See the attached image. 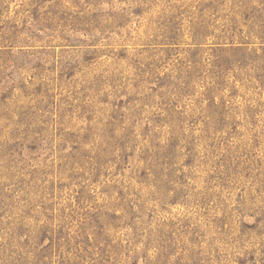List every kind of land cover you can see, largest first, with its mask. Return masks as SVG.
<instances>
[{
    "label": "rangeland",
    "instance_id": "374dc122",
    "mask_svg": "<svg viewBox=\"0 0 264 264\" xmlns=\"http://www.w3.org/2000/svg\"><path fill=\"white\" fill-rule=\"evenodd\" d=\"M50 1L0 0V264L75 249L81 264H152L149 235L161 264H264V79H218L216 40L191 37L230 26L233 0H65L81 21L51 30L69 42L36 24ZM123 127L137 135L124 152ZM151 144L175 163L158 184L174 205L137 182Z\"/></svg>",
    "mask_w": 264,
    "mask_h": 264
},
{
    "label": "trees",
    "instance_id": "16d2710c",
    "mask_svg": "<svg viewBox=\"0 0 264 264\" xmlns=\"http://www.w3.org/2000/svg\"><path fill=\"white\" fill-rule=\"evenodd\" d=\"M47 2V0H44ZM49 2H51L49 0ZM50 11L43 12L39 19H36V24L41 25L43 30L50 31L54 25L59 24L60 22H66L69 19L70 7L67 5L65 0H56L53 3L49 4ZM231 19L230 26L226 29L220 31L218 34L212 30L214 27L213 24L209 22H200V24L194 28L192 34L193 45L200 46L205 44L206 39H215L216 42L212 43L215 49L213 50L214 62L211 64L213 73L218 79H222L223 76L230 72L239 71V73H254L259 72L261 79H264V0H233V7L231 10ZM72 17V16H70ZM76 20L80 22L79 17H72L71 20ZM244 28V29H243ZM13 31L11 33L12 37H16L19 42H24L29 38H32V34L29 29H25L28 32H23L22 29L17 30L16 27H12ZM56 30L52 29L51 34H45L47 38L57 39L61 42H69V36L55 33ZM37 39L41 40L42 38L36 36ZM177 36L169 37L165 40L166 43H161V45H173ZM258 41L253 42V41ZM8 41V40H6ZM182 76H180V84L188 86V84H193L192 81L199 76L202 70V65L199 61L191 62V64H185L181 67ZM170 83V82H169ZM180 84L177 82L172 84V87L176 90H182ZM216 84H220L219 80ZM181 88V89H180ZM120 133L118 135V140H121L123 145L120 151H128L130 147L128 144L132 142L137 135L134 133L133 127H123L119 129ZM152 145V144H151ZM147 147L139 158L138 164L143 163L144 169L138 177V183L143 185L146 190L150 187L155 188V191L150 190L149 196L156 195L157 197L153 199L155 202H159L162 206H171L177 203L175 199H172L170 202L165 201L164 196L159 191L160 187L158 184L163 182L165 177L163 170L165 165L174 166L175 163L172 162L173 158L170 159V162H165V147L164 145L160 146L159 144L152 145ZM120 157V162L124 161ZM128 155L126 156V159ZM173 170V169H172ZM150 188V189H151ZM132 203V202H131ZM127 206L130 205L129 203ZM139 209L142 208V205L137 206ZM121 219V216L118 217ZM137 216L133 214L131 219H135ZM134 232L139 228L130 226ZM160 239V238H159ZM154 242L156 244L155 258L152 261V264H161L162 260L167 256L164 252L163 246H161L155 240L152 241L151 235L148 237V244ZM84 258L77 249L68 251L67 254L61 257L59 264H81Z\"/></svg>",
    "mask_w": 264,
    "mask_h": 264
}]
</instances>
